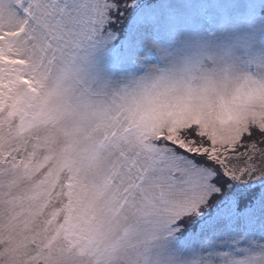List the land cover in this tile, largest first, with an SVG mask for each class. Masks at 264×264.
<instances>
[{
  "label": "snow or ice",
  "instance_id": "6c2138e0",
  "mask_svg": "<svg viewBox=\"0 0 264 264\" xmlns=\"http://www.w3.org/2000/svg\"><path fill=\"white\" fill-rule=\"evenodd\" d=\"M241 2L0 0V264H264Z\"/></svg>",
  "mask_w": 264,
  "mask_h": 264
},
{
  "label": "rangeland",
  "instance_id": "374dc122",
  "mask_svg": "<svg viewBox=\"0 0 264 264\" xmlns=\"http://www.w3.org/2000/svg\"><path fill=\"white\" fill-rule=\"evenodd\" d=\"M241 9L245 14L259 17L264 15V0H242Z\"/></svg>",
  "mask_w": 264,
  "mask_h": 264
}]
</instances>
